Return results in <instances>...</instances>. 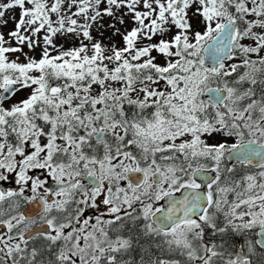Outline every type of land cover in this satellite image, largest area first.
I'll return each mask as SVG.
<instances>
[{
	"label": "snow or ice",
	"instance_id": "1",
	"mask_svg": "<svg viewBox=\"0 0 264 264\" xmlns=\"http://www.w3.org/2000/svg\"><path fill=\"white\" fill-rule=\"evenodd\" d=\"M0 264H264V0H0Z\"/></svg>",
	"mask_w": 264,
	"mask_h": 264
},
{
	"label": "rangeland",
	"instance_id": "2",
	"mask_svg": "<svg viewBox=\"0 0 264 264\" xmlns=\"http://www.w3.org/2000/svg\"><path fill=\"white\" fill-rule=\"evenodd\" d=\"M15 11V13L17 14V18H18V12H19V10L18 9H16V10H14ZM8 15H12V12H10ZM198 26V25H197ZM11 27H13V25L11 24V22L9 23V28H11ZM95 34V33H94ZM105 35L106 36H108V35H110V32L109 33H105ZM116 40H117V42H119V38L117 37V38H115ZM105 43H107V40H105ZM246 43H247V41H246ZM67 46V45H66ZM155 54V53H154ZM34 55H36L37 57H38V55H39V50H37V52L36 53H34ZM26 95V93L25 92H19V93H17V95L13 98V100L12 101H9V103H11V102H14L15 100H19V99H21V98H23L24 96Z\"/></svg>",
	"mask_w": 264,
	"mask_h": 264
},
{
	"label": "trees",
	"instance_id": "3",
	"mask_svg": "<svg viewBox=\"0 0 264 264\" xmlns=\"http://www.w3.org/2000/svg\"><path fill=\"white\" fill-rule=\"evenodd\" d=\"M233 244H235L236 246L240 245L243 243V238L242 237H236L233 241H232Z\"/></svg>",
	"mask_w": 264,
	"mask_h": 264
},
{
	"label": "water",
	"instance_id": "4",
	"mask_svg": "<svg viewBox=\"0 0 264 264\" xmlns=\"http://www.w3.org/2000/svg\"><path fill=\"white\" fill-rule=\"evenodd\" d=\"M209 174L211 175V173H209ZM178 195H179V194H178ZM236 247H237V249L239 248V246H238V245H237Z\"/></svg>",
	"mask_w": 264,
	"mask_h": 264
},
{
	"label": "flooded vegetation",
	"instance_id": "5",
	"mask_svg": "<svg viewBox=\"0 0 264 264\" xmlns=\"http://www.w3.org/2000/svg\"><path fill=\"white\" fill-rule=\"evenodd\" d=\"M157 206H159V204Z\"/></svg>",
	"mask_w": 264,
	"mask_h": 264
}]
</instances>
